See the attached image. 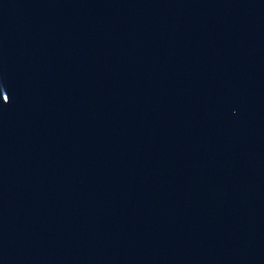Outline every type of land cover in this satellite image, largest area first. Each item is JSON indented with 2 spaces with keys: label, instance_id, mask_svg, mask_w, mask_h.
I'll return each instance as SVG.
<instances>
[{
  "label": "water",
  "instance_id": "obj_1",
  "mask_svg": "<svg viewBox=\"0 0 264 264\" xmlns=\"http://www.w3.org/2000/svg\"><path fill=\"white\" fill-rule=\"evenodd\" d=\"M0 264H264V0H0Z\"/></svg>",
  "mask_w": 264,
  "mask_h": 264
}]
</instances>
